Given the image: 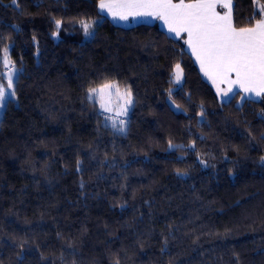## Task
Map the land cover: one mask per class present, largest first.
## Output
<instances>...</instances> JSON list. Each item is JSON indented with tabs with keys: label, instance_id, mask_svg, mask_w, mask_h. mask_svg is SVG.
<instances>
[{
	"label": "trees",
	"instance_id": "1",
	"mask_svg": "<svg viewBox=\"0 0 264 264\" xmlns=\"http://www.w3.org/2000/svg\"><path fill=\"white\" fill-rule=\"evenodd\" d=\"M98 3L0 0V55L21 69L0 120V264H264V101L222 100L184 40ZM261 6L233 0L235 26ZM105 79L132 88L125 134L86 98Z\"/></svg>",
	"mask_w": 264,
	"mask_h": 264
},
{
	"label": "snow or ice",
	"instance_id": "2",
	"mask_svg": "<svg viewBox=\"0 0 264 264\" xmlns=\"http://www.w3.org/2000/svg\"><path fill=\"white\" fill-rule=\"evenodd\" d=\"M13 3L15 5L16 0ZM217 7L226 11L221 14ZM98 9L97 15L101 19L106 12L113 21H128L130 17H150L162 21L168 33L175 38L184 39L186 36L184 43L198 62L201 72L216 87L218 95L228 96L232 93L234 97L243 93L242 100L253 97L264 99V18L256 19L251 26H235L233 0H99ZM259 14L264 16V6H261ZM78 22L85 37L94 35V20L80 19ZM54 25L58 32L62 21L54 19ZM10 51V46L4 47L0 55V65L7 72L9 90L13 89L14 82H18L21 73V69L11 61ZM4 75V72H0V80ZM182 79L183 69L180 63H176L172 82L179 84ZM221 85H227V88ZM13 95L14 91L0 87V106H6ZM86 98L99 105V114L104 115L106 127L110 124L116 131H126V118L135 105L130 85L122 87L116 79H105L96 86H90ZM260 115L264 118V110ZM260 140L264 141V134ZM168 147L182 150L184 146L169 141ZM191 147L195 148V145ZM200 162L206 163L202 159ZM260 162L264 164V156L260 157ZM77 170H80V161H77ZM177 175H187V172L177 169Z\"/></svg>",
	"mask_w": 264,
	"mask_h": 264
},
{
	"label": "crops",
	"instance_id": "3",
	"mask_svg": "<svg viewBox=\"0 0 264 264\" xmlns=\"http://www.w3.org/2000/svg\"><path fill=\"white\" fill-rule=\"evenodd\" d=\"M174 2H176V1H174ZM219 8L220 7H217V11H219ZM103 15L106 16L107 18H109L112 21V23H114L115 25L120 26V27L129 28V27H134V26L141 25V24H158L161 27V29H163L164 31H166L168 33L167 28L163 25V22L160 21V20L154 19V18L148 17V18H136V19H133V18L130 17L128 21H119V20L113 21L112 17L109 16L106 12L103 13ZM169 35L172 38L176 39V40H180L181 39V38H175L172 34H169ZM184 39H186V36L184 37ZM184 39H182V40H184ZM186 47H187L188 52L191 54V52L188 49V46L187 45H186ZM192 57L195 60V57L194 56H192ZM195 62L197 63V65H198V67L200 69V66H199L198 62L196 60H195ZM202 75L214 87V89L216 90V87L212 84V82L210 80H208L207 77H205L203 73H202ZM221 87L224 88V89H226L227 88V85H221ZM234 91H238V89H234ZM240 94L242 96L244 95L243 93H240ZM220 97H223L224 100H228L229 101V100H231L233 98V94L232 93H229L228 96H222L221 95ZM243 100L264 101V99L255 98V97H253L252 99L245 98ZM243 100L241 99V101H243Z\"/></svg>",
	"mask_w": 264,
	"mask_h": 264
},
{
	"label": "rangeland",
	"instance_id": "4",
	"mask_svg": "<svg viewBox=\"0 0 264 264\" xmlns=\"http://www.w3.org/2000/svg\"><path fill=\"white\" fill-rule=\"evenodd\" d=\"M225 11H226V9L219 8V11H218V12H220L221 14H223ZM92 31L94 32L93 29H92ZM54 37H55L56 39H58V36H57V35L54 36ZM90 38H92V36H90V37H86V39H90ZM2 66H3V65H2ZM0 67H1V65H0ZM3 72L5 73V75H4V78H3L2 80H0V87H3L6 91H14V90H15L16 82L13 83V89L9 90L8 87H7V85H8L7 72H6V70H5L4 67H3ZM4 82L6 83L5 85H4ZM183 82H184V72H183V79H182V81H181L179 84H176V83H174V84L176 85V88H180V87L183 85ZM220 96H221V95H220ZM220 96H219V97H220ZM13 98H14V95L11 96V97L9 98V100H12ZM220 98H221L222 100H224L223 97H220ZM9 100H8V101H9ZM224 101H228V100H224ZM7 103H8V102H7ZM6 105H7V104H6ZM5 108H6V106H0V120H1V118H2V116H3V113H4ZM132 109H133V108H132ZM132 109L130 110V112H129V114H128V117L126 118L127 121H128V123H127V127H126V131L123 132V133H121V132L115 130L116 132H118V133H120V134H125V133L127 132L128 124H129V117H130V113H131ZM102 116L104 117V115H102ZM105 123H106V122H105ZM108 127L112 128V127L110 126V124H109ZM112 129H113V128H112ZM113 130H114V129H113Z\"/></svg>",
	"mask_w": 264,
	"mask_h": 264
}]
</instances>
